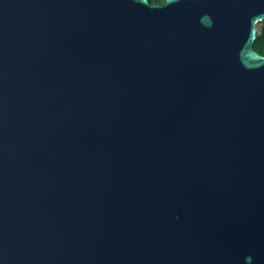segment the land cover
I'll return each instance as SVG.
<instances>
[{
  "label": "water",
  "instance_id": "1",
  "mask_svg": "<svg viewBox=\"0 0 264 264\" xmlns=\"http://www.w3.org/2000/svg\"><path fill=\"white\" fill-rule=\"evenodd\" d=\"M264 0H0V264H264Z\"/></svg>",
  "mask_w": 264,
  "mask_h": 264
},
{
  "label": "trees",
  "instance_id": "2",
  "mask_svg": "<svg viewBox=\"0 0 264 264\" xmlns=\"http://www.w3.org/2000/svg\"><path fill=\"white\" fill-rule=\"evenodd\" d=\"M254 47L260 55L264 56V22L257 25V39Z\"/></svg>",
  "mask_w": 264,
  "mask_h": 264
},
{
  "label": "flooded vegetation",
  "instance_id": "3",
  "mask_svg": "<svg viewBox=\"0 0 264 264\" xmlns=\"http://www.w3.org/2000/svg\"><path fill=\"white\" fill-rule=\"evenodd\" d=\"M148 2L154 6V5H158V6H163L166 3V0H148Z\"/></svg>",
  "mask_w": 264,
  "mask_h": 264
}]
</instances>
